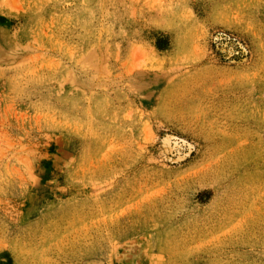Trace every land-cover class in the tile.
Returning a JSON list of instances; mask_svg holds the SVG:
<instances>
[{
  "label": "rangeland",
  "instance_id": "1",
  "mask_svg": "<svg viewBox=\"0 0 264 264\" xmlns=\"http://www.w3.org/2000/svg\"><path fill=\"white\" fill-rule=\"evenodd\" d=\"M0 264H264V0H0Z\"/></svg>",
  "mask_w": 264,
  "mask_h": 264
}]
</instances>
